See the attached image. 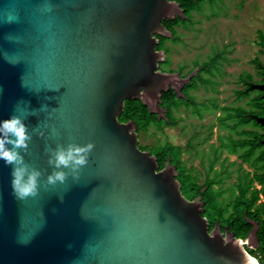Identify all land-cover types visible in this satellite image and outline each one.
Instances as JSON below:
<instances>
[{"label": "water", "instance_id": "95a60500", "mask_svg": "<svg viewBox=\"0 0 264 264\" xmlns=\"http://www.w3.org/2000/svg\"><path fill=\"white\" fill-rule=\"evenodd\" d=\"M178 16L169 0H0V121L24 118L20 152L42 173L38 195L18 200L0 160V264H257L120 120L130 99L162 119L177 80L156 45ZM89 143L78 179L44 186L50 150Z\"/></svg>", "mask_w": 264, "mask_h": 264}, {"label": "flooded vegetation", "instance_id": "af4514ba", "mask_svg": "<svg viewBox=\"0 0 264 264\" xmlns=\"http://www.w3.org/2000/svg\"><path fill=\"white\" fill-rule=\"evenodd\" d=\"M169 1L184 16L163 21L170 35L158 36L156 45L165 55L161 71L177 80L161 98L167 148L162 168L169 162L175 167L185 197L203 205L210 231L243 239L249 254L264 264V25L250 30L248 15L236 20L227 28L229 42L211 46L206 60L197 54L174 67L171 44L182 40L178 27L193 24L187 13L202 12L208 2L213 13L229 7L248 11L250 2L194 0L191 8L189 0ZM250 6L262 11L257 0ZM176 129L179 142L169 138Z\"/></svg>", "mask_w": 264, "mask_h": 264}, {"label": "clouds", "instance_id": "9594fccd", "mask_svg": "<svg viewBox=\"0 0 264 264\" xmlns=\"http://www.w3.org/2000/svg\"><path fill=\"white\" fill-rule=\"evenodd\" d=\"M31 139L24 118L15 114V110L9 119L0 121V160L12 167V193L18 200L35 197L39 193L42 173L30 167L20 152V149L27 152ZM93 147L91 143L86 146L69 144L67 147L58 145L50 150L48 164L54 171L48 175L44 186H55L58 182L63 184L69 174L78 179L79 170L88 163ZM62 169H69L70 172Z\"/></svg>", "mask_w": 264, "mask_h": 264}, {"label": "rangeland", "instance_id": "374dc122", "mask_svg": "<svg viewBox=\"0 0 264 264\" xmlns=\"http://www.w3.org/2000/svg\"><path fill=\"white\" fill-rule=\"evenodd\" d=\"M248 1L250 2V5L251 2H254V0ZM257 1L262 6V11L254 12V10L251 9V6L249 5L248 11L229 7L228 11L225 10L226 13L218 11L214 12L217 14L215 15L212 12L211 7L209 6V2L205 4L206 6L203 5L205 9L203 8L204 10L202 12H194L192 14L193 24L190 29L178 27V31L182 35L180 39L182 40H179L178 43L176 42L174 44H171L174 49L171 53L173 60L172 65L176 67L179 63H182L184 58H187L191 61L197 54H199L200 59L206 60L207 55L211 53V46L217 44L220 47L222 44H227V42H229V37H226L227 28L236 20L241 22V20L243 21V17L247 19V17L249 16V18L245 20V23H250V30H252L253 27L263 26L264 0ZM236 15H239V18L235 19ZM187 24H189V22ZM234 39H236V37ZM238 53H241V51L238 50ZM190 87H195V83H192ZM221 96L225 95L221 94ZM182 102L183 101L180 100L178 102L179 105ZM203 110L205 111L206 109ZM204 111H202V113ZM161 124L163 127V123ZM178 133V129L172 131V134H170L169 138L171 140H175L176 142L178 140L179 142L181 138L179 137L178 139V135H175ZM165 138L166 134L163 130H159L155 125H151L149 131L147 133H143L142 137L140 138L139 146L142 150H146L143 145L163 144L165 142Z\"/></svg>", "mask_w": 264, "mask_h": 264}, {"label": "trees", "instance_id": "16d2710c", "mask_svg": "<svg viewBox=\"0 0 264 264\" xmlns=\"http://www.w3.org/2000/svg\"><path fill=\"white\" fill-rule=\"evenodd\" d=\"M191 1V8L197 3L194 0ZM190 18H192V13H187ZM181 20L180 18L178 19ZM173 25L176 23L174 20H168ZM120 120L123 122H127L129 120H133L136 122L138 127L139 138L142 137L143 133H147L150 129L151 125H155L159 130H162V119L158 121L157 114H153L150 112L149 108L141 101V100H126V105L124 111L120 117ZM159 124V126H158ZM146 150H151L152 154H155L158 157V162L160 167L163 166V155L164 152L167 151V148L163 144H146L143 145Z\"/></svg>", "mask_w": 264, "mask_h": 264}]
</instances>
